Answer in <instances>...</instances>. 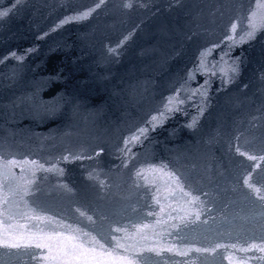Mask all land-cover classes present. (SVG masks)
I'll return each instance as SVG.
<instances>
[{"label": "snow or ice", "instance_id": "1", "mask_svg": "<svg viewBox=\"0 0 264 264\" xmlns=\"http://www.w3.org/2000/svg\"><path fill=\"white\" fill-rule=\"evenodd\" d=\"M18 2V0H17ZM15 7V5H13ZM258 8L264 9V3H258ZM8 15V12L0 13V18L3 16ZM87 15V14H85ZM257 13L256 11H253L249 17V31L247 32V38L251 39L254 37L257 31L264 30V23H261L259 26L256 22ZM237 25L234 23L231 26V31L233 34L236 33ZM127 39V37H125ZM229 40H233V42H236L234 39V36L227 37ZM244 40V37H241V42ZM12 57L16 59H21L22 57L17 56L16 53L11 54ZM7 59V57H5ZM172 103V99L170 98L168 104L170 105ZM166 109L168 111H171L172 109L166 105ZM164 113L160 114V117L162 118ZM152 121H158L157 116L152 117ZM147 131L145 128L139 129L138 134H134L131 136L128 140L125 141V145L127 146L130 143H133L135 141H138L140 136H143L144 133ZM239 151V149H237ZM241 156H244V152H240ZM249 160H256L255 156L249 155L247 157ZM65 160L68 159V157H64ZM261 160H264V156L260 157ZM25 164H28L29 161H24ZM32 166L37 168L38 170H43L47 172H51L55 170V166L51 168H45L43 164H37L36 161L30 162ZM19 165L15 160H9L3 163H0V174L4 175L5 181L9 179V173L11 168L18 167ZM259 162H257V167H259ZM34 175V173H33ZM137 175H140V173H137ZM251 173H249L248 177L244 178V184L247 185L249 188L253 189L254 192L260 194L262 192L261 188H253V184L251 182ZM174 182L177 183L178 187L181 188V191L183 190L182 186L179 184V180L176 177H172ZM26 184L30 185L32 181H26ZM3 189V185L0 184V190ZM24 194L27 195L29 193V189L25 187L23 189ZM185 195H188L187 192L184 193ZM261 200H264V194H261L259 197ZM198 199V198H194ZM9 203V198L7 195L3 197V204L7 205ZM8 209H4V215L5 219H8ZM81 217H85L86 213L84 211L79 212ZM28 216L29 214H25ZM30 219L36 220L38 223L34 225V227L37 229V233H40L42 235L36 236V234H33L29 237V240L26 243H21L18 240H11L5 235L4 238L0 239V247L5 248H21V247H35L37 249H46V252L40 253V254H32L33 258L36 259L38 255V264H94V261L92 258H90L89 253L95 251V246L99 245L101 249L104 248L103 244H99V241L96 240L95 237H90L88 240H84L80 243H75L73 241L78 240L81 236L82 237H89V233L82 231L80 228H74L72 225H65L64 223L54 220L52 217L49 216H41V215H30ZM86 219L88 221H92L91 216H86ZM196 219H199V215H197ZM2 222V221H0ZM42 225L44 227H42ZM54 226L52 228L51 234H45L44 228L47 226ZM56 229H60L63 231H66L67 233H70L71 235L63 236L62 231H57ZM114 231H120V229H114ZM63 236V239L66 241H69V243H59L53 244L52 241H58L59 238ZM40 241H48L40 242ZM85 244L91 245V247L86 248ZM118 247H123L122 245L117 244ZM217 247H220V245H217ZM235 247V245H233ZM255 249L256 251L264 252V243L262 244H252L249 247L241 248L240 251L244 252H251ZM171 250V249H169ZM195 251H206L202 249H195ZM211 251H215V249H212ZM186 255V253H184ZM134 259H138V257H134L133 259H126V264H134ZM258 259H264V257H260Z\"/></svg>", "mask_w": 264, "mask_h": 264}]
</instances>
